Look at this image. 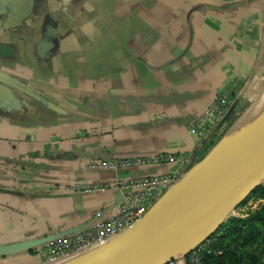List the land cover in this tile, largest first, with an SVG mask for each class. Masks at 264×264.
<instances>
[{"label": "crops", "instance_id": "crops-1", "mask_svg": "<svg viewBox=\"0 0 264 264\" xmlns=\"http://www.w3.org/2000/svg\"><path fill=\"white\" fill-rule=\"evenodd\" d=\"M7 4L0 73L38 98L0 91V264L66 262L35 250L106 220L127 180H179L221 92L264 97V0H38L21 23Z\"/></svg>", "mask_w": 264, "mask_h": 264}, {"label": "water", "instance_id": "water-1", "mask_svg": "<svg viewBox=\"0 0 264 264\" xmlns=\"http://www.w3.org/2000/svg\"><path fill=\"white\" fill-rule=\"evenodd\" d=\"M6 2L7 9L17 14L15 19L21 23L31 14L36 1ZM0 86V91L37 97L22 82L1 73ZM233 104L234 100L228 113ZM242 120L201 161L192 165L190 160L183 176L133 226L62 264H167L207 242L235 209L264 185V117L245 135V145L229 150L228 157L221 156L227 139Z\"/></svg>", "mask_w": 264, "mask_h": 264}, {"label": "built area", "instance_id": "built-area-1", "mask_svg": "<svg viewBox=\"0 0 264 264\" xmlns=\"http://www.w3.org/2000/svg\"><path fill=\"white\" fill-rule=\"evenodd\" d=\"M233 99L228 92H221L214 102L189 126L190 132H205L219 123L228 113ZM174 158L166 154H157L152 158L135 157L126 160H112L101 163L108 170H120L141 166L153 162H173ZM173 175L144 177L127 180L120 186L127 191L122 202L110 206L111 215L73 235L59 237L47 242L35 250L43 260L54 262L58 259H70L78 254L99 247L135 224L174 183ZM89 192L91 188H75ZM209 255L206 242L188 253L184 258L174 259L167 264H204L203 256Z\"/></svg>", "mask_w": 264, "mask_h": 264}, {"label": "trees", "instance_id": "trees-1", "mask_svg": "<svg viewBox=\"0 0 264 264\" xmlns=\"http://www.w3.org/2000/svg\"><path fill=\"white\" fill-rule=\"evenodd\" d=\"M247 97L234 100L222 123L210 134L206 143L192 156V165L201 161L241 119L255 102L247 104ZM248 199L259 202L258 207L243 215L230 217L206 242L209 255L204 264H264V185L257 188Z\"/></svg>", "mask_w": 264, "mask_h": 264}, {"label": "bare ground", "instance_id": "bare-ground-1", "mask_svg": "<svg viewBox=\"0 0 264 264\" xmlns=\"http://www.w3.org/2000/svg\"><path fill=\"white\" fill-rule=\"evenodd\" d=\"M264 117V99L258 104L252 112L244 117V119L238 124L236 129L231 133L229 138L227 139L223 150L221 152V156L225 154V157L230 156L228 153L231 149H236L239 145H245V142L248 140L246 139L249 135L250 130L257 124L259 119ZM248 134V135H247ZM247 135V136H245ZM245 136V138H243ZM244 142V143H243ZM240 147V146H239Z\"/></svg>", "mask_w": 264, "mask_h": 264}, {"label": "rangeland", "instance_id": "rangeland-1", "mask_svg": "<svg viewBox=\"0 0 264 264\" xmlns=\"http://www.w3.org/2000/svg\"><path fill=\"white\" fill-rule=\"evenodd\" d=\"M247 98V104L249 102H251L255 97L256 100L255 102L248 108V110L242 115L241 119H244V117L246 115H248L250 112H252L256 107H258V104L261 103V101L263 100V98H259V96H257V94L255 96H253L252 94L246 96ZM223 156H226L225 154H223ZM259 202H255L252 199H246L240 206H238L235 211L231 214V216H239V215H245L248 212H251L253 210H255L258 207Z\"/></svg>", "mask_w": 264, "mask_h": 264}, {"label": "flooded vegetation", "instance_id": "flooded-vegetation-1", "mask_svg": "<svg viewBox=\"0 0 264 264\" xmlns=\"http://www.w3.org/2000/svg\"><path fill=\"white\" fill-rule=\"evenodd\" d=\"M35 1H38V0H35Z\"/></svg>", "mask_w": 264, "mask_h": 264}]
</instances>
